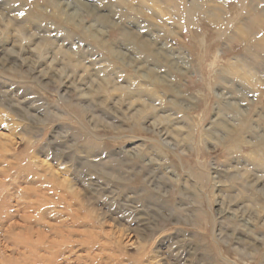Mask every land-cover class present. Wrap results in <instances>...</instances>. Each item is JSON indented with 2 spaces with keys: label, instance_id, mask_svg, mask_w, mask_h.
Segmentation results:
<instances>
[{
  "label": "rangeland",
  "instance_id": "374dc122",
  "mask_svg": "<svg viewBox=\"0 0 264 264\" xmlns=\"http://www.w3.org/2000/svg\"><path fill=\"white\" fill-rule=\"evenodd\" d=\"M0 264H264V0H0Z\"/></svg>",
  "mask_w": 264,
  "mask_h": 264
},
{
  "label": "bare ground",
  "instance_id": "6f19581e",
  "mask_svg": "<svg viewBox=\"0 0 264 264\" xmlns=\"http://www.w3.org/2000/svg\"><path fill=\"white\" fill-rule=\"evenodd\" d=\"M32 16V15H31ZM35 17V16H34ZM244 36L241 37V39L243 38ZM29 65V64H28Z\"/></svg>",
  "mask_w": 264,
  "mask_h": 264
},
{
  "label": "snow or ice",
  "instance_id": "6c2138e0",
  "mask_svg": "<svg viewBox=\"0 0 264 264\" xmlns=\"http://www.w3.org/2000/svg\"><path fill=\"white\" fill-rule=\"evenodd\" d=\"M21 15H23V13H21Z\"/></svg>",
  "mask_w": 264,
  "mask_h": 264
}]
</instances>
